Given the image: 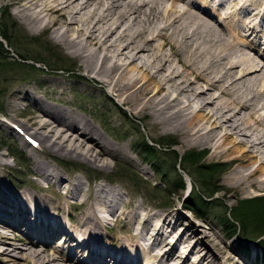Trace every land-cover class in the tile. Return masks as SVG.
Here are the masks:
<instances>
[{
	"label": "bare ground",
	"instance_id": "1",
	"mask_svg": "<svg viewBox=\"0 0 264 264\" xmlns=\"http://www.w3.org/2000/svg\"><path fill=\"white\" fill-rule=\"evenodd\" d=\"M8 1L26 23L52 30L84 70V81L108 87L137 115L149 114L160 131L181 134L184 144L209 148V158L231 155L228 162L233 166L226 180L245 195L264 193V63L253 52L264 46V28L252 24L258 16L264 19V0H212L214 8L208 7L210 0ZM4 4L5 0H0V8ZM233 7L235 17L230 23L225 19ZM242 10L249 12V20H242ZM241 22L246 28L234 29ZM252 36L258 43H252ZM31 101L36 112L29 128L35 136L15 121V127H10L18 130L22 143L36 155L38 177L57 193H68L72 184L81 183L80 178L68 176L65 185L59 167L40 161L39 147L48 155L92 167L128 158L129 143L112 139L85 112ZM28 135L38 142L37 149L25 140ZM1 164L5 166L6 160H0ZM3 174L0 169L1 200L11 202H0V259L4 258L0 264H160L172 248L177 250L168 240L170 235L159 251L148 250L145 241L156 238L158 224L141 241L149 217L167 224L166 216L172 212L116 211L111 204L119 202L121 184L115 181L107 188L102 183L97 188H83L76 203L83 209L71 224L66 221L71 212L65 204L44 203L43 196L26 190L21 194L23 202H36L37 207L33 213L21 208V217L16 216V203L8 193L17 192L3 180ZM28 215L39 221L27 224ZM124 216L128 217L127 234L109 235V228ZM30 224L38 230H27ZM23 228L27 234L21 232ZM54 240L61 241L59 248L50 247ZM80 254L88 259L80 260ZM182 255L178 257L186 258ZM13 257L22 261L12 263ZM227 260V264L238 262L234 255H228ZM248 260L256 264L254 258Z\"/></svg>",
	"mask_w": 264,
	"mask_h": 264
},
{
	"label": "rangeland",
	"instance_id": "2",
	"mask_svg": "<svg viewBox=\"0 0 264 264\" xmlns=\"http://www.w3.org/2000/svg\"><path fill=\"white\" fill-rule=\"evenodd\" d=\"M9 2L5 0V4L0 8V18L3 11L7 10L15 20L17 27L15 31L10 27L11 32L13 31L10 33L12 36L10 42L3 40L0 36V40H3L6 48V50L0 49V154H4L0 160L4 159L7 163L5 166L1 164L0 169L4 171L3 180L7 183L10 182L17 192L14 193L15 195L8 193V197L16 203V216L21 217V208H27L33 213L37 207L34 204L36 202L30 204L23 202L21 194L26 190L31 194L43 196L46 201L44 203L65 204L71 212L69 217H66V221L75 224V216H79V212L83 209V206L76 204L81 198L82 189H92L100 183H102V187L107 188L115 181L116 184H121L120 193L117 195L119 202L111 204L115 206L116 211L136 208L137 213H142L145 209H149L151 215L155 212L161 214L166 211L172 212V215H165L167 224H163L155 217H149L151 220L144 226L141 233V241L144 242L148 234L155 231L156 226L153 225L158 224L156 238L145 241L151 252L159 251L166 235H170L168 240H172V244H175L177 250L172 248L167 254L168 256L160 259V264H227L230 263L227 260L228 255H234L238 261L237 264H253L248 258H254L256 264H264V237L254 240L242 239L241 235H237L240 232L238 224L237 227L230 224L231 229H228L227 225V229L223 227L222 222L228 215L233 217L231 210L236 208L240 200L264 195L258 191H254L251 195H245L232 186V182L226 180V176L233 166V163L228 162L231 155L222 158H209L211 153L209 148L203 145L184 144L181 134L173 131H160L157 126L152 125L149 114L144 117L137 115L135 111L130 110L128 105L122 104L121 100L113 95L108 87L103 89L100 84L84 81L81 78L84 70L78 67L72 52L55 36L52 30H39L26 23L17 14L16 7ZM207 4L208 7H215V2L212 0L207 1ZM231 10V16L225 19L230 23L235 17V7ZM239 13L243 17L242 20H249L247 10H242ZM223 14L220 11V15ZM216 17L220 18L219 15ZM252 24L256 28H264V19L258 16L252 21ZM8 26L10 25L8 24ZM234 27L237 31L241 30V27L246 28L242 22ZM250 40L253 44L259 41L253 36ZM253 52L259 56L261 63H264V57L260 54V52L264 54V46L260 45ZM22 57L29 60L24 65L16 63L18 60L21 61ZM21 62L23 64V61ZM25 89L27 92L24 91ZM29 94L30 96L34 94V98L29 97ZM32 99L55 106H69L71 109L85 112L100 123L112 139L129 143L128 158L110 159V164L105 167H92L81 161H68L64 157L48 155L38 145L32 146L33 149L39 147L37 153L40 161H47L59 167L60 178L65 185L68 184L66 183L68 176L69 178H75V176L80 178L81 183L72 184L73 187L68 193H57L56 189L49 186L48 182L38 177L34 168L36 155L25 143H22L23 138L19 136L18 130L11 129L18 123L32 136H35L33 130L29 128L32 114L36 112ZM32 136L28 135L33 139ZM26 137L24 136V138ZM157 140L163 141L165 144L167 141H173L174 144L171 145V149L163 151L155 143ZM144 142L154 146L157 144L158 146L155 147L158 149L148 151L145 149ZM36 143L38 142L36 141ZM188 151L204 153L205 156L200 164H220L222 171L215 175L210 182L211 188L220 189L217 193L211 194L209 190H205V192L201 187L204 184L199 181L198 176L190 168L191 173L188 172V168L183 170L179 166L178 162ZM179 173L183 175L184 188H181ZM188 173L194 177L192 179L196 186H193ZM199 178L201 177L199 176ZM196 188L200 193H205V199L203 196V200L200 201V198L196 196L194 199L188 200V194ZM1 199L2 196H0L2 204L11 202L10 199L6 202ZM133 199L136 202H133ZM72 202L74 203L70 205ZM194 202H200L201 207L206 208L203 215L196 213L191 208L192 205H195ZM40 203L43 204V202H39V205ZM105 215L112 219L115 217L107 213ZM29 216L25 219L27 224L39 221L35 218H28ZM112 219L111 223L114 222ZM126 220L128 217L124 216L123 220L115 222L107 231L108 234L124 237L127 234ZM135 222L133 223L136 224ZM30 228L34 231L38 230L32 224L27 230ZM260 228H264L263 222H261ZM233 229L234 233H232ZM27 230L23 228L21 232L27 234ZM246 234L253 237L252 228ZM153 241L154 243L151 245ZM60 243V240H54L50 247L59 248L57 245ZM39 245L43 248L46 246L42 243ZM86 248L87 246L83 247V249ZM179 253H182L186 258H179ZM86 257L84 254L79 255L80 260L88 259ZM0 260H4V258ZM20 260L22 261L20 257H13L12 263Z\"/></svg>",
	"mask_w": 264,
	"mask_h": 264
},
{
	"label": "trees",
	"instance_id": "3",
	"mask_svg": "<svg viewBox=\"0 0 264 264\" xmlns=\"http://www.w3.org/2000/svg\"><path fill=\"white\" fill-rule=\"evenodd\" d=\"M7 23L10 26H8ZM10 27L15 31L17 24L15 20L12 18V15L7 10H5L3 11L1 18H0V36L1 38H3V40L7 42L11 41L12 36L10 33L13 32V31L11 32ZM3 40H0V49L6 50ZM27 60L29 59L22 57L21 61H23V64L19 60L16 61V63L24 65L27 62ZM155 143H157L160 146L161 150L163 151H167V149H171L172 147L171 145L174 144L173 141H167L166 142L167 144H165L163 141H158V140ZM143 144L145 145V149L148 151H152V149H158L157 147H155V146H158L157 144H155V146L153 144H148L145 142ZM204 156L205 155L203 152H200L198 154L197 152L188 151L184 153V156L181 158L178 164L183 170H186V168H188V172L192 170L196 174V176H198L199 181L204 184V186L200 185L201 187H203L202 189H204V191L209 190L211 194H215L220 189L211 188L210 182L214 178L215 175H218V173L222 171V169L220 167V164H214V165L200 164ZM190 173L188 174L192 178L193 176ZM179 175H180V182L182 183L181 188H184L185 184L183 181L184 179L183 175L181 173H179ZM199 176L201 178H199ZM193 186H196V183L194 182V180H193ZM221 190H224V189H221ZM192 193L190 194L188 200L194 199L196 196L200 198V201L203 200L201 195L205 193L202 192L200 194V191L197 188L193 189ZM194 203L195 205L194 206L192 205L191 208L194 211H196V213L201 215L204 211H203V208L201 207L200 202H194ZM201 203L207 204L206 202H201ZM205 209L206 208H204V210ZM231 213L233 214V217L228 215L225 218L226 220L222 222L223 227L225 229H227L226 225L228 226V229H231L232 226L237 227L239 225L240 232L238 233V235H241L242 239H259V238L264 237V228H260L261 222H263L264 224V195H257V196H253L250 198H244L240 200L236 208L231 210ZM230 224H232V226ZM250 228H252V234L254 235L253 237L246 234V232H248ZM232 233H234V229Z\"/></svg>",
	"mask_w": 264,
	"mask_h": 264
}]
</instances>
